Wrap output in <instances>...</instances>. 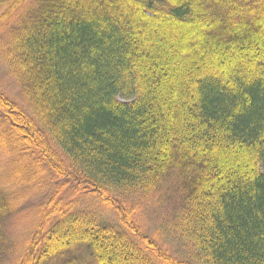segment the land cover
<instances>
[{
  "label": "trees",
  "instance_id": "1",
  "mask_svg": "<svg viewBox=\"0 0 264 264\" xmlns=\"http://www.w3.org/2000/svg\"><path fill=\"white\" fill-rule=\"evenodd\" d=\"M0 65V264L34 195L17 264H264V0H0Z\"/></svg>",
  "mask_w": 264,
  "mask_h": 264
},
{
  "label": "rangeland",
  "instance_id": "2",
  "mask_svg": "<svg viewBox=\"0 0 264 264\" xmlns=\"http://www.w3.org/2000/svg\"><path fill=\"white\" fill-rule=\"evenodd\" d=\"M2 66L0 65V85L4 82V76L2 72ZM8 82V83H7ZM5 81V86L10 89H15V86L10 81ZM16 90V89H15ZM3 165V164H2ZM0 165V167L2 166ZM1 175V168H0ZM166 189L161 191L163 193L165 201V206L161 208H152L147 210L144 216L142 217V227L146 228L147 232L150 233L161 245L168 247L170 251L174 254L180 250L178 243L176 241L170 240L172 237L169 232V223L168 218H166V212L174 205L177 200V192L174 191L175 183L173 187L168 183ZM0 182V188H1ZM88 209L99 217L100 221L104 224H118L116 216L112 213H108L100 207H95L93 203L86 201ZM40 198L35 195L30 199L19 204V207L16 208L9 216H7L5 222L3 223L4 234L7 238L8 250L2 260L1 264H17L20 259L25 255L29 248V240L32 236V232L37 222L40 219ZM144 221V222H143Z\"/></svg>",
  "mask_w": 264,
  "mask_h": 264
}]
</instances>
